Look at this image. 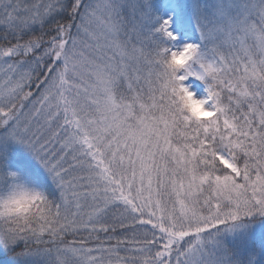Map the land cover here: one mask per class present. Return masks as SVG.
Here are the masks:
<instances>
[{
    "label": "snow or ice",
    "instance_id": "snow-or-ice-1",
    "mask_svg": "<svg viewBox=\"0 0 264 264\" xmlns=\"http://www.w3.org/2000/svg\"><path fill=\"white\" fill-rule=\"evenodd\" d=\"M0 264H264V0H0Z\"/></svg>",
    "mask_w": 264,
    "mask_h": 264
}]
</instances>
